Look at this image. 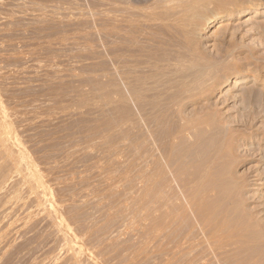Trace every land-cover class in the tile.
<instances>
[{
	"label": "rangeland",
	"instance_id": "rangeland-1",
	"mask_svg": "<svg viewBox=\"0 0 264 264\" xmlns=\"http://www.w3.org/2000/svg\"><path fill=\"white\" fill-rule=\"evenodd\" d=\"M176 116L212 121L182 154ZM263 238L264 0H0V264H264Z\"/></svg>",
	"mask_w": 264,
	"mask_h": 264
},
{
	"label": "bare ground",
	"instance_id": "bare-ground-1",
	"mask_svg": "<svg viewBox=\"0 0 264 264\" xmlns=\"http://www.w3.org/2000/svg\"><path fill=\"white\" fill-rule=\"evenodd\" d=\"M245 11L247 12V8L245 7V6H243V5H240L238 8H231V9H229V10H227V11H225L224 13H218V14H214V15H211V16H207V17H205L204 18V20H203V23H202V28H200V31H201V33H202V36H203V33L204 32H206V31H208L209 30V27H211V25L214 23V22H217V21H223V20H227V19H231V18H242L243 16H245V15H243L242 13H245ZM253 13V15L250 17V19H253V18H256V17H258V12H257V10H255V11H253L252 12ZM202 38H204V36L202 37ZM200 60V59H199ZM207 62V61H206ZM194 64V63H193ZM202 64V63H201ZM204 64V63H203ZM205 65V64H204ZM193 66V65H192ZM207 66V65H206ZM205 66V67H206ZM196 67V66H195ZM198 67V66H197ZM208 67H210V66H208ZM213 67V66H212ZM188 68V67H187ZM186 68V69H187ZM214 68V67H213ZM185 69V70H186ZM202 69H203V67H202ZM196 70H198L197 68H196ZM208 70H209V68H208ZM214 70V69H213ZM187 71V70H186ZM202 71H204V69L202 70ZM205 71H207V70H205ZM204 71V72H205ZM188 72V71H187ZM186 72V73H187ZM197 72V71H196ZM183 73V72H182ZM194 73V72H193ZM206 73V72H205ZM174 74V73H173ZM172 74V75H173ZM196 74V73H195ZM198 74V73H197ZM207 74V73H206ZM185 75V74H184ZM188 75V74H187ZM194 75V74H193ZM211 76V75H210ZM172 77V76H171ZM182 77H183V75H182ZM163 78V77H162ZM150 79V78H149ZM172 79V78H171ZM200 80V78H197L196 80ZM202 79H204V77L202 78ZM156 81V80H155ZM191 81V80H190ZM189 81V82H190ZM206 81V80H205ZM201 82H203V81H201ZM152 83V82H151ZM198 83V82H197ZM142 84V83H141ZM153 84V83H152ZM194 84V83H193ZM199 85V84H198ZM132 86V85H131ZM173 86V85H172ZM201 86V85H200ZM154 87V86H153ZM136 88V87H135ZM151 89V88H150ZM164 89V88H163ZM193 89V88H192ZM135 90V89H134ZM179 90V89H178ZM185 90V89H184ZM186 90H188V89H186ZM191 90V89H190ZM147 91V90H146ZM137 92V91H136ZM139 92V91H138ZM142 92H143V90H142ZM164 92V91H163ZM152 93V92H151ZM146 94V93H145ZM161 94V93H160ZM137 95V97L139 96V94H136ZM157 94L156 93H153V94H150V95H145V96H147V98H148V102H146L145 104H142L141 106L143 107V106H147L148 107V109H149V112L147 113V116H148V121H150V122H160L161 123V127H163V126H165L166 127V122H167V120L165 119V108L163 107L164 106V104H165V101L163 100L162 101V99L159 97H157L156 96ZM159 95V94H158ZM188 95V94H187ZM186 95V96H187ZM191 95V94H190ZM162 96V95H161ZM167 96V95H166ZM193 96V95H192ZM141 97V96H140ZM142 97H144V96H142ZM173 98V97H172ZM183 98V97H182ZM146 99V98H145ZM139 101V100H138ZM137 101V102H138ZM142 101H144V100H142ZM147 101V100H146ZM141 102V101H140ZM145 102V101H144ZM171 102V101H170ZM167 103V102H166ZM177 104V103H176ZM161 105H163V106H161ZM146 107V108H147ZM157 107V108H156ZM204 107H206V106H204ZM203 107V108H204ZM169 108V107H168ZM202 108V107H201ZM201 109V111L202 110H204V109ZM145 109V108H144ZM180 111V110H179ZM178 111V112H179ZM194 111V110H193ZM199 112H200V110H199ZM192 113V112H191ZM195 113H196V111H195ZM204 114H205V112H203ZM194 114V113H193ZM200 115H202V114H199V116ZM211 115V114H210ZM210 115H209V117H210ZM179 116H180V113H179ZM203 116H208V115H203ZM202 116V117H203ZM161 117V118H160ZM181 117H183L182 115H181ZM216 117V116H215ZM214 117V118H215ZM185 118H187V117H185ZM192 118H193V116H192ZM192 118H188V119H185L184 121L185 122H182L180 119L181 118H178L177 116L175 117V119H174V121H173V126L172 125H170V128H169V134H167L168 135V140H169V144H170V146L169 147H171L170 149H172V150H174V148H176V151H182V150H186V149H188L189 148V146H185L184 145V147H185V149H181L180 148V146L181 145H183V144H181L182 143V139L184 138V139H191L190 141H192L193 142V140L192 139H194V140H196V138H195V136L197 135V131L199 130V129H202L203 127H204V131L202 132L203 134H208V133H206L207 131L209 132V126H210V124L212 125V121H211V119H210V121H208V120H206V119H204V120H206V121H204L203 120V123H204V126H203V124L201 123V121H199L200 123H201V125L202 126H200V125H198V121H196L197 123L193 126L192 124V126L190 125V124H188L189 123V121H193V120H195L194 118L192 119ZM204 118V117H203ZM213 118V117H212ZM198 119V118H197ZM196 119V120H197ZM202 119V118H201ZM208 119V118H207ZM180 120V121H179ZM200 120V119H199ZM219 120V119H218ZM191 121V122H192ZM153 123V124H154ZM156 124V123H155ZM159 124V123H158ZM216 125V124H215ZM218 125V124H217ZM212 127V126H211ZM213 127H214V125H213ZM168 128V127H167ZM218 128H219V126H218ZM159 129H161V128H159ZM159 129H158V132H155V133H159L160 131H159ZM217 129V128H216ZM162 130H164V127L162 128ZM168 130V129H167ZM167 130H166V132H167ZM219 130V129H218ZM155 131H156V129H155ZM165 131V130H164ZM202 131V130H201ZM200 131V132H201ZM206 131V132H205ZM215 131V130H214ZM161 132H163V131H161ZM160 132V133H161ZM210 132H211V130H210ZM213 132V131H212ZM212 132L210 133V135L212 134ZM159 133V134H160ZM165 133V132H164ZM163 133V134H164ZM217 133V132H216ZM156 134V135H157ZM158 134V135H159ZM201 135V136H204V135ZM218 134V133H217ZM180 135H184V137L183 136H180ZM212 135H214V134H212ZM155 136V135H154ZM156 137V136H155ZM159 137H160V135H159ZM163 137V136H162ZM165 137V136H164ZM180 137H181V140H178V139H180ZM208 137H209V135H208ZM213 137V136H212ZM154 138V137H153ZM214 138H215V136H214ZM206 139H207V137H206ZM205 139V140H206ZM161 140V139H160ZM159 140V141H160ZM225 140H227V139H225ZM179 141V142H178ZM197 141H198V139H197ZM202 141V140H201ZM208 141H209V139H208ZM167 142V141H166ZM200 142V141H199ZM203 142V141H202ZM207 142V140L205 141V142H203L204 144ZM224 142V141H223ZM222 142V143H223ZM187 143V142H186ZM190 143V142H189ZM194 143V142H193ZM195 143H196V141H195ZM195 143H194V145H195ZM220 143H221V141H220ZM159 144V143H158ZM161 144V143H160ZM192 144V143H191ZM197 144V143H196ZM229 144V143H228ZM228 144H227V146H228ZM168 145V144H167ZM162 146V145H161ZM161 146H159V147H161ZM165 146V145H164ZM166 147V146H165ZM172 147H174V148H172ZM224 147V146H223ZM183 148V147H182ZM192 148V147H191ZM219 148H220V146H219ZM196 149V148H195ZM162 150V149H161ZM169 150V149H168ZM189 150V149H188ZM221 150V149H220ZM170 151V150H169ZM175 151V150H174ZM184 151H182V152H179V153H185ZM196 151V150H195ZM224 151V150H223ZM188 152V151H187ZM193 152V151H192ZM221 152V151H220ZM168 153V152H167ZM170 153V152H169ZM168 153V154H169ZM180 154V155H181ZM173 155V154H172ZM201 156V155H200ZM211 156V155H210ZM215 156V155H214ZM196 158H197V156H196ZM203 158V157H202ZM216 158H217V156H216ZM220 158V157H219ZM213 159V158H212ZM181 160H182V158H181ZM203 160V159H202ZM222 160V159H221ZM220 160V161H221ZM179 161V160H178ZM199 161V160H198ZM201 161V160H200ZM219 161V162H220ZM202 162V161H201ZM213 162V161H212ZM212 162H209V163H212ZM217 162V161H216ZM180 163V162H179ZM182 163V162H181ZM189 163V162H188ZM192 163V162H191ZM199 164V163H198ZM197 164V165H198ZM213 164V163H212ZM219 164V163H218ZM179 165V164H178ZM208 165V164H207ZM217 165V164H216ZM174 166H175V164H174ZM195 167V166H194ZM201 167V166H200ZM214 167V166H213ZM217 167V166H216ZM223 167V166H222ZM199 168V167H198ZM203 168H205V167H203ZM210 168V167H209ZM220 168H221V166H220ZM180 169V168H179ZM197 169V168H196ZM200 169H202V168H200ZM199 169V170H200ZM206 169H207V167H206ZM223 169V168H222ZM195 170V169H194ZM209 170V169H208ZM215 170V169H214ZM220 170V169H219ZM202 171H204V172H206L205 171V169L204 170H202ZM201 171V172H202ZM203 173V172H202ZM207 173V172H206ZM217 173V172H216ZM210 174V173H209ZM180 176V175H179ZM207 176V175H206ZM205 176V177H206ZM198 177V176H197ZM200 177V176H199ZM194 179V178H193ZM203 179V178H202ZM209 179H210V177H209ZM194 180H196V179H194ZM198 180V179H197ZM230 180V179H229ZM236 180H239V179H236ZM193 181V180H192ZM191 181V182H192ZM198 181H200V180H198ZM260 181V180H259ZM231 182V181H230ZM257 183H258V181H257ZM194 184V183H193ZM197 184V183H196ZM202 184V183H201ZM236 185V184H235ZM241 185V184H240ZM200 186V185H199ZM237 186V185H236ZM239 186V185H238ZM195 188V187H194ZM239 189H241V187L239 188ZM235 197H237V196H235ZM232 198V197H231ZM234 200V199H233ZM237 200V199H236ZM231 202H232V200H231ZM238 202H240V201H238L237 200V204H238ZM230 203V202H229ZM198 204V203H197ZM234 206H235V204H234ZM240 206V205H239ZM235 208H237L236 206H235ZM242 213V212H241ZM251 223V222H250ZM241 225V224H240ZM233 226V225H232ZM243 226V225H242ZM246 230V229H245ZM242 232V231H241ZM255 232V233H254ZM253 233H254V235H252L255 239H257V240H260V236L261 235H259L257 232H256V230L254 231ZM252 233V234H253ZM246 234V233H245ZM263 234V233H262ZM233 235V234H232ZM236 235V234H235ZM248 234H246V236H247ZM259 238V239H258ZM261 239H262V237H261ZM264 239V238H263ZM250 240V239H249ZM256 240V242H258ZM219 241V242H218ZM217 242H218V247H220L221 246V243H222V239H221V236H219L218 237V239H217ZM264 242V241H263ZM249 243V242H248ZM229 244V243H228Z\"/></svg>",
	"mask_w": 264,
	"mask_h": 264
}]
</instances>
